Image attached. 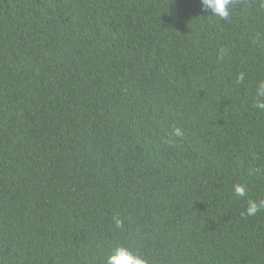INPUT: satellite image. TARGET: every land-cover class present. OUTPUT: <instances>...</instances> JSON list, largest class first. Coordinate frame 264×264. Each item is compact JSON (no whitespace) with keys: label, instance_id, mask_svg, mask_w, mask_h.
Instances as JSON below:
<instances>
[{"label":"trees","instance_id":"16d2710c","mask_svg":"<svg viewBox=\"0 0 264 264\" xmlns=\"http://www.w3.org/2000/svg\"><path fill=\"white\" fill-rule=\"evenodd\" d=\"M234 3L0 0V264H264V0Z\"/></svg>","mask_w":264,"mask_h":264},{"label":"clouds","instance_id":"9594fccd","mask_svg":"<svg viewBox=\"0 0 264 264\" xmlns=\"http://www.w3.org/2000/svg\"><path fill=\"white\" fill-rule=\"evenodd\" d=\"M234 0H201V7L207 11L212 17L219 20H227L233 13ZM264 7V3H262ZM245 80V74L240 73L236 79V83L240 84ZM254 107L264 112V80H260L256 84V93L254 97ZM176 135H181L179 129ZM233 192L238 197H245L248 192L246 184L237 183L233 186ZM261 209H264V200L249 199L247 203V216H255ZM116 226L121 227V221L116 218ZM105 264H149L147 258L138 252L133 251L125 245L115 246L106 256Z\"/></svg>","mask_w":264,"mask_h":264}]
</instances>
